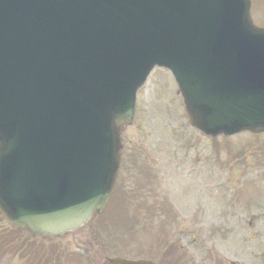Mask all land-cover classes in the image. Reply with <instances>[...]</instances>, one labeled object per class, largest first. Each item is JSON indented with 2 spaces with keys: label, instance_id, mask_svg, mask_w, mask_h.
I'll return each instance as SVG.
<instances>
[{
  "label": "water",
  "instance_id": "obj_1",
  "mask_svg": "<svg viewBox=\"0 0 264 264\" xmlns=\"http://www.w3.org/2000/svg\"><path fill=\"white\" fill-rule=\"evenodd\" d=\"M154 67L171 71L190 125L207 136L264 133V29L249 0H0L9 224L58 237L102 210L119 129Z\"/></svg>",
  "mask_w": 264,
  "mask_h": 264
},
{
  "label": "rangeland",
  "instance_id": "obj_2",
  "mask_svg": "<svg viewBox=\"0 0 264 264\" xmlns=\"http://www.w3.org/2000/svg\"><path fill=\"white\" fill-rule=\"evenodd\" d=\"M254 4V25L264 29V0ZM184 125L171 74L155 69L138 95L133 124L121 130L123 157L137 159H128L118 180L123 198L116 189L104 218L94 217L65 238L18 232L16 246L23 250L3 256L11 236L0 219V264H20L19 255L26 262L32 249L40 254L33 264H106L117 255L158 264H178V257L180 264H264L258 255L264 253V137L243 133L212 142ZM248 170L253 177L243 178ZM157 208L168 214L157 210L156 219L145 222L143 216Z\"/></svg>",
  "mask_w": 264,
  "mask_h": 264
}]
</instances>
